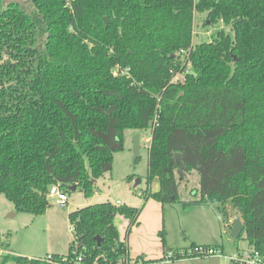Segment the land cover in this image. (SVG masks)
<instances>
[{
	"label": "trees",
	"instance_id": "obj_1",
	"mask_svg": "<svg viewBox=\"0 0 264 264\" xmlns=\"http://www.w3.org/2000/svg\"><path fill=\"white\" fill-rule=\"evenodd\" d=\"M25 2L0 0V195L15 212L43 215L57 184L92 197L124 132H145L140 196L178 201L180 154L199 176V199L182 207L231 204L238 239L264 254V0ZM195 13L227 30L194 45ZM140 212L109 201L69 212L83 264H125L114 221L126 219L128 234ZM72 244L48 260L6 253L0 264H71Z\"/></svg>",
	"mask_w": 264,
	"mask_h": 264
},
{
	"label": "rangeland",
	"instance_id": "obj_2",
	"mask_svg": "<svg viewBox=\"0 0 264 264\" xmlns=\"http://www.w3.org/2000/svg\"><path fill=\"white\" fill-rule=\"evenodd\" d=\"M210 22L207 20L206 14L195 13L193 22V36L192 43L199 44L201 42L211 41L216 32L220 29H226L222 23L210 26ZM227 30V29H226ZM179 78V76H178ZM182 79V78H181ZM133 130H126L124 132V144L125 148L123 152L114 154L113 166H112V182H109V173L106 174L108 181H105L107 186L111 185L109 194L107 196H98V198L91 199L85 198L79 189L71 191L68 196V204L65 207H61L55 203V200L48 198L51 204L50 208L43 215H32L27 213H14L15 216H10L8 212L4 213L7 207H11L12 204L3 196L0 195V243L7 241L8 248L14 253L15 256H23L26 258H45L48 254L57 253L59 255H66L68 252V244L72 239V234L69 231V223L67 220V214L74 211L76 208L85 207L88 205L109 201L114 205H119L117 202L132 203L129 206L140 208L143 214L151 213L154 210V205L145 204V200L139 196L146 189V176H147V163H148V151L144 146V142H141V149L139 151V157L133 163ZM145 133V132H144ZM147 136V135H146ZM143 137V135H142ZM129 167L128 175L126 176L125 170ZM110 172V173H111ZM178 191L180 199L183 197L193 198L194 191L198 190L199 176L195 171L184 173L181 177L177 174ZM131 177V180L127 178ZM137 180L141 181V184L136 185ZM109 182V183H108ZM129 183V186L126 184ZM153 183V181H152ZM100 188H103L100 186ZM143 189V190H142ZM190 191H193L189 193ZM94 195V194H93ZM196 195H194L195 197ZM198 196V195H197ZM101 197V198H100ZM155 202V201H154ZM155 204V203H153ZM145 205V206H144ZM214 207L219 215L223 217V211L228 214L234 212L231 204L224 206L217 205ZM144 207V208H143ZM13 208V206L11 207ZM13 210V209H12ZM206 215H200V213ZM160 214L164 216V222L171 224L173 230H169L166 224L164 226V244L158 233L160 242L164 246L169 244L188 246L191 242L187 234H184L185 229L187 233H190L193 228L200 239L203 236L202 229H199L194 223L204 221L206 216L208 219H212L210 213H208L202 207L194 209V211H187L185 213L182 202L178 201L172 204L160 205ZM115 225L119 230L122 237L123 229L126 230L128 221L123 217H116ZM179 225L183 228H180ZM223 230L225 233L222 235V242H224V255L194 258L173 261V264H230L226 256L235 253L237 249L247 248V242L243 240V236L240 239H234L227 233L226 223ZM216 235V234H215ZM200 241L199 239L197 242ZM6 252L5 250H2Z\"/></svg>",
	"mask_w": 264,
	"mask_h": 264
},
{
	"label": "crops",
	"instance_id": "obj_3",
	"mask_svg": "<svg viewBox=\"0 0 264 264\" xmlns=\"http://www.w3.org/2000/svg\"><path fill=\"white\" fill-rule=\"evenodd\" d=\"M136 134H139L140 149H141V142H144V146L147 148V144H146L147 142L146 141H147V139H149L148 138L149 134H146L144 132L134 131L132 136H135ZM142 135H143V137H142ZM147 151H148V148H147ZM128 172H129V167L126 168L124 174H126V176H127ZM109 177H110L109 182H112L111 181L112 180V172L109 173ZM105 181H108L106 178V174L96 181L95 192H94V195L91 197V199L98 198V196H101V197L107 196V194H109L111 185L108 182L109 184L106 186ZM139 184H141L140 180H138V182H136V185H139ZM126 185L129 186V183H127ZM100 186H102L103 188H100ZM158 189H159L158 180L155 178L153 180V183L151 182V184L149 185V190L151 192H156V191H158ZM76 190H77V188H76ZM191 192H193V191H190L189 193H191ZM194 193H195V191H194ZM140 194H141V190H140L138 195L140 196ZM178 199L181 202H187V201L197 200V199H199V196L196 195L194 197V195H193V198H192L189 195V197H186V198L183 197L182 199H180V195H179V191H178ZM153 203H155V204H153ZM117 204H119V205L125 204V205L129 206L128 204H132V203L126 204V203L118 201ZM145 204L154 205V210L151 211L150 214L149 213L143 214L144 212H142L143 211L142 210L138 216L137 223L130 228L129 233L126 234L128 224L126 226V230L123 229L122 237L119 233L120 238L124 239V241L127 245V256H128V258H130L132 260H138L140 262L139 264H161L162 258L166 252L171 251V250L175 251L177 249L186 248V247H189L190 245L221 246L223 248V250H225L224 242H222V235H223V233H225L223 230V227H225L224 224L226 223L227 230H228L227 233H229V235H230L232 221L234 220V218L236 216H238L234 211L232 213V215L227 213L226 217H224V216L222 217V215H219L217 213V211L214 209L215 205L203 204V205H190V206L185 207V208L183 207L185 213H187V211H194V209H196L198 207H202L208 213H210L212 219H208L206 216L204 221L194 223V225H196L197 228L202 229V231L204 233L203 236L201 237V239H200V234L198 235V233L193 228H191L192 231H190V233H187V231L179 225V227L184 230L183 231L184 234L186 233L189 240H191L190 244L188 246L181 245L182 243H178L177 245H173V244H169V242H168V244L166 246L165 245L163 246L160 242V238H159L158 233L160 232V230H162V229L164 230L165 224H166V228L168 226L169 230H173V227H171V224H167L166 221L164 222V216L162 217L160 214V205L161 206H164V205H162L156 201L154 202V200H152V199L145 200ZM11 207H7L4 213L11 210V211H9V214H12L10 216H15L16 214H13L12 212H14V213H16V212H15L14 208H11ZM132 207H134V206H132ZM216 207L218 208L217 205H216ZM200 215H206V214L201 212ZM118 232H119V230H118ZM198 239L200 241L197 242ZM5 251H6L5 253L11 254L12 256H15V254H16L9 248L6 249ZM51 254H57V253H51ZM16 255H18V254H16ZM57 255H59V254H57ZM171 264H173V263H171Z\"/></svg>",
	"mask_w": 264,
	"mask_h": 264
},
{
	"label": "built area",
	"instance_id": "obj_4",
	"mask_svg": "<svg viewBox=\"0 0 264 264\" xmlns=\"http://www.w3.org/2000/svg\"><path fill=\"white\" fill-rule=\"evenodd\" d=\"M117 70L118 69L115 68L114 75L117 74ZM178 76L179 78L183 79L182 75H176L174 77V80ZM148 138L149 139H147L146 141L147 148L150 142V135H148ZM47 197L54 199L55 203L61 207H65L68 204V196L66 192L58 184L50 187ZM69 231L72 234V239H71L73 240L72 254L74 255L72 258L71 264H83L84 247L82 246L79 247L77 245L75 241L76 238H75L73 226L70 225ZM3 254H6V253L0 250V256ZM221 255H224V254H221L220 250L216 248L196 245L193 247H186V248L177 249L175 251L171 250V251L166 252L162 258L161 264H171L173 261H177V260L214 257V256H221ZM226 258L232 264H264V254L251 247H247L245 249H237L235 253L226 256ZM29 259H32V258H29ZM45 259L47 260L50 259V256H48ZM139 263L140 262L138 260H132L130 258H127L125 260V264H139ZM60 264H66V263H60Z\"/></svg>",
	"mask_w": 264,
	"mask_h": 264
},
{
	"label": "water",
	"instance_id": "obj_5",
	"mask_svg": "<svg viewBox=\"0 0 264 264\" xmlns=\"http://www.w3.org/2000/svg\"><path fill=\"white\" fill-rule=\"evenodd\" d=\"M6 1V0H5ZM7 1H14L17 3H20L22 5H24L26 2V0H7ZM133 143V163L136 161V159L139 157V151H140V141H139V134H136L133 137L132 140ZM175 158V162H176V166H177V172L181 175H183L186 171V168L182 162V158L180 154H175L174 156ZM138 182V180H137ZM76 190V186L72 187V191ZM243 231V224L240 221V218L238 216H236L234 218V220L232 221L231 224V232H230V237L234 238V239H238V237L240 236V234Z\"/></svg>",
	"mask_w": 264,
	"mask_h": 264
}]
</instances>
